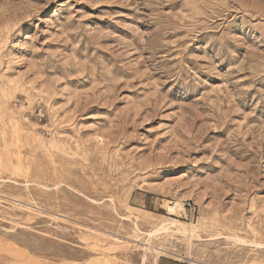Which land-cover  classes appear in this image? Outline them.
I'll list each match as a JSON object with an SVG mask.
<instances>
[{
  "label": "rangeland",
  "instance_id": "1",
  "mask_svg": "<svg viewBox=\"0 0 264 264\" xmlns=\"http://www.w3.org/2000/svg\"><path fill=\"white\" fill-rule=\"evenodd\" d=\"M198 263L264 264V0H0V264Z\"/></svg>",
  "mask_w": 264,
  "mask_h": 264
},
{
  "label": "bare ground",
  "instance_id": "2",
  "mask_svg": "<svg viewBox=\"0 0 264 264\" xmlns=\"http://www.w3.org/2000/svg\"><path fill=\"white\" fill-rule=\"evenodd\" d=\"M172 223H174V222H172ZM196 227H197V226H195V224H194L193 228L191 227L192 229H191V231H190V234H191L192 237H196V234H197L196 231H195V228H196ZM196 229H197V228H196ZM157 230H158V229H157ZM192 237H191V238H192ZM238 240H239V239H238ZM151 248H152V247H151ZM155 248H156V247H155ZM152 249H153V248H152ZM157 249H158V248H157ZM159 249H160V248H159ZM160 250H161V249H160ZM160 250H158V251H160ZM155 251H156V250H155ZM155 251H154V252H155ZM162 252H165V251H162ZM155 254H156V253H155ZM160 256H161V255H160ZM163 256H164V255H163ZM158 257H159V255H158ZM193 262H194V261H193ZM190 263H191V262H190ZM198 264H199V263H198Z\"/></svg>",
  "mask_w": 264,
  "mask_h": 264
},
{
  "label": "built area",
  "instance_id": "3",
  "mask_svg": "<svg viewBox=\"0 0 264 264\" xmlns=\"http://www.w3.org/2000/svg\"><path fill=\"white\" fill-rule=\"evenodd\" d=\"M40 110V109H39Z\"/></svg>",
  "mask_w": 264,
  "mask_h": 264
}]
</instances>
